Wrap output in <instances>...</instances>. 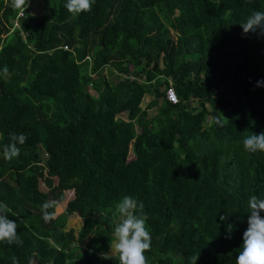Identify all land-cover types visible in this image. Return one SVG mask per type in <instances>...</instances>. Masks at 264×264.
<instances>
[{
    "label": "trees",
    "instance_id": "trees-1",
    "mask_svg": "<svg viewBox=\"0 0 264 264\" xmlns=\"http://www.w3.org/2000/svg\"><path fill=\"white\" fill-rule=\"evenodd\" d=\"M66 3L18 16L0 0V149L28 137L18 158L0 151V203L23 240L0 243V264H119L102 255L125 195L143 202L148 264H235L248 200L264 199V152L242 144L264 132V36L241 27L264 0H95L79 16ZM65 191L46 222L41 204Z\"/></svg>",
    "mask_w": 264,
    "mask_h": 264
},
{
    "label": "clouds",
    "instance_id": "clouds-1",
    "mask_svg": "<svg viewBox=\"0 0 264 264\" xmlns=\"http://www.w3.org/2000/svg\"><path fill=\"white\" fill-rule=\"evenodd\" d=\"M95 0H67V11L75 16L92 11ZM12 7L19 10L21 15L29 7V0H12ZM244 33H254L264 36V11L254 10L244 23H241ZM7 73V68L3 70ZM257 86L264 84L257 81ZM177 102V101H176ZM175 102V103H176ZM28 137L23 133H10L9 142L2 146V155L5 160L12 161L20 155V145L27 142ZM243 149L250 154L264 152V132L253 133L246 136L243 141ZM55 201H44L41 211L46 222L55 218ZM249 215L247 228L243 232L242 250L235 258V264H264V199L252 195L248 200ZM116 210L120 216L119 223L114 228L116 241L111 246L110 252L102 255L103 259L118 257L119 264H148L146 252L151 250V233L147 226V215L144 212L143 202L125 195L117 203ZM8 206L0 203V243L21 246L23 240L18 234V221L9 219ZM221 221L227 220L226 215L220 216ZM226 239L231 238L233 224H227ZM199 253L190 257L189 264H195ZM12 264H19L16 257L12 258Z\"/></svg>",
    "mask_w": 264,
    "mask_h": 264
},
{
    "label": "rangeland",
    "instance_id": "rangeland-1",
    "mask_svg": "<svg viewBox=\"0 0 264 264\" xmlns=\"http://www.w3.org/2000/svg\"><path fill=\"white\" fill-rule=\"evenodd\" d=\"M43 1L44 0H30L28 10L31 13H33V14L41 13L42 12L41 6H42ZM98 74L101 75V76H104L108 80H111V79H114L115 78L114 74L112 73L111 67L108 66V65H106L104 68H102L101 71ZM96 77H97V75H96ZM88 90H89L90 94H94V92L92 90H90V88H88ZM148 98H149L148 95H144L143 96L142 106H144V104L146 103V101L148 100ZM148 112L149 113H152L153 111L152 110H149ZM120 117L124 118L125 116H124V114H120ZM207 119L208 118H206V121H207ZM130 147L131 146L129 144L128 159L132 157V153H131ZM38 188L40 190H42V191H45L46 190V188H45L44 184L42 183V181H39L38 182ZM71 196H72L71 191H65L62 194H58L56 196V199H55L56 205H55V208H54V216H56L57 214H59L63 210L66 201L68 199H70ZM80 223H81L80 222V218L78 216H76L75 214H72L68 218L67 228H71L73 230L74 234H76V231H77V229L80 226ZM115 241H116V237L114 238L113 242H111V244L109 245L108 251H106L105 253L110 252V248H111L112 245H114ZM82 248L83 247H80L79 250L82 249ZM31 264H34V263H31Z\"/></svg>",
    "mask_w": 264,
    "mask_h": 264
},
{
    "label": "built area",
    "instance_id": "built-area-1",
    "mask_svg": "<svg viewBox=\"0 0 264 264\" xmlns=\"http://www.w3.org/2000/svg\"><path fill=\"white\" fill-rule=\"evenodd\" d=\"M18 16H21L20 11L17 14ZM164 98L166 101L170 103H175L177 101V97L175 95V92L171 86H167L164 90Z\"/></svg>",
    "mask_w": 264,
    "mask_h": 264
}]
</instances>
